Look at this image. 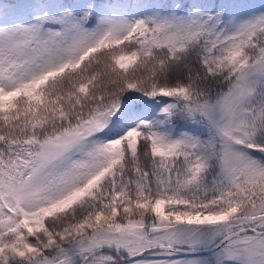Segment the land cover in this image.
<instances>
[{"label":"snow or ice","instance_id":"snow-or-ice-1","mask_svg":"<svg viewBox=\"0 0 264 264\" xmlns=\"http://www.w3.org/2000/svg\"><path fill=\"white\" fill-rule=\"evenodd\" d=\"M0 264H264V0H0Z\"/></svg>","mask_w":264,"mask_h":264}]
</instances>
